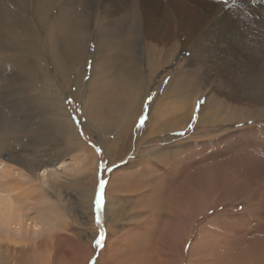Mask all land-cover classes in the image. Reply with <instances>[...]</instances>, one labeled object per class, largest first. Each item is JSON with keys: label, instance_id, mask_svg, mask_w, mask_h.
<instances>
[{"label": "rangeland", "instance_id": "rangeland-1", "mask_svg": "<svg viewBox=\"0 0 264 264\" xmlns=\"http://www.w3.org/2000/svg\"><path fill=\"white\" fill-rule=\"evenodd\" d=\"M198 1L202 21L209 4ZM220 2L230 12L225 35L243 32L231 39V59L255 64L244 74L236 68L230 79L212 52L211 33L205 59L179 39H156L140 26L138 0L124 11L110 0H0V25L7 16L18 30L10 45L0 44V139L26 164L48 163L33 177L22 171L29 180L23 189L40 194L54 222L50 229L29 221L36 229L25 233L8 224L2 202L0 264H264V0ZM67 17L73 29L65 31ZM40 31L42 56L29 39ZM74 44L81 60L71 53ZM128 59L135 68L117 73V60ZM121 81L147 82L124 122L125 105L108 103ZM67 113L81 121L72 140ZM7 154L0 151V171L13 165ZM101 178L105 203L95 212ZM86 190L90 205L81 197ZM18 194L0 191L2 201Z\"/></svg>", "mask_w": 264, "mask_h": 264}, {"label": "bare ground", "instance_id": "bare-ground-1", "mask_svg": "<svg viewBox=\"0 0 264 264\" xmlns=\"http://www.w3.org/2000/svg\"><path fill=\"white\" fill-rule=\"evenodd\" d=\"M41 1V0H40ZM43 1V0H42ZM111 2H113L114 4H116L122 11L125 10L126 4L128 2V0H110ZM133 1V0H132ZM221 0H208V4H209V12H207V14L204 15V20L200 21L199 17L196 19L195 17L199 14L197 13L196 10V2L198 4V0H196L195 2H193V4H191L192 2H187V1H182V0H138V4L137 6H139V11H140V26H142L143 28H145L146 30H148L151 34H153L155 36V38L157 39V37L161 34L164 39L167 42H170L171 40L174 39H179V42L184 46H188L191 45L193 49L196 50V55H199L200 58H206L208 56V52L207 50H209L206 46H207V39H209V37L207 36L208 33H211L213 36L211 37L212 39V43L213 44V54L214 56H216V60L219 61L217 64L219 66H222L223 70L228 72V78L230 79V77L232 75H234V70L236 69L237 71L241 72V73H245L249 71L250 67H254L255 64L254 63H250L247 59H243V61H233L230 57L231 55V39L233 37H240V35H243V32H239L238 35L234 36V33L225 35L226 32H223V27H225L224 25V21L227 20V17L229 16V11H223L224 8L222 7L226 2H220ZM185 2H187V5L185 4ZM202 2L207 3L206 1L202 0ZM263 2V1H262ZM48 3V2H47ZM202 3V5L204 4ZM211 3V4H210ZM44 4V3H43ZM42 4V5H43ZM41 5V7H42ZM47 5H50L49 3ZM45 6V4L43 5L44 8L48 7ZM236 5V4H235ZM260 6L264 8L263 3H260ZM42 7V8H43ZM236 7V6H235ZM43 8V9H44ZM49 8V7H48ZM129 8V7H128ZM136 8V7H135ZM201 8V7H200ZM42 9V10H43ZM138 9V8H137ZM48 11V9H45ZM200 10V9H199ZM202 10V9H201ZM200 10V11H201ZM231 10V9H229ZM233 10V9H232ZM231 10V11H232ZM237 10V9H236ZM6 10L4 9V12ZM40 11V10H39ZM44 11V10H43ZM222 11L221 15L218 16L219 12ZM37 12V11H36ZM68 12V11H66ZM43 15V12H41ZM68 14V13H67ZM142 14V15H141ZM46 15V14H44ZM73 15V14H71ZM200 15V14H199ZM41 16V15H39ZM70 16V14H69ZM38 17V15H37ZM39 18V17H38ZM202 18V17H200ZM41 19H43V17H41ZM207 19H213V22H207V24L204 22ZM6 20L7 16H6ZM4 20V22H2V24L0 25V44L2 41H4L6 44H9V36L11 33L16 32L18 33V30L14 29L12 27V21H7ZM208 20V21H209ZM15 22V21H14ZM45 22V21H44ZM46 23V22H45ZM44 23V24H45ZM66 23V24H65ZM64 23L65 25V31L66 30H72L73 29V20L71 17H67L66 22ZM214 24H216V27L214 26ZM34 26V25H32ZM42 26V25H41ZM50 26V25H49ZM75 26H80L79 24H75ZM74 26V28H76ZM22 27V26H21ZM81 27V26H80ZM27 28V27H26ZM56 28V27H55ZM63 27L61 26V29ZM22 29V28H21ZM30 29V28H29ZM33 29V28H32ZM35 30V28H34ZM55 30V29H54ZM20 31V30H19ZM28 31V29H27ZM33 31V30H31ZM37 31V30H36ZM47 31V30H46ZM63 31V30H62ZM225 31V29H224ZM26 32V31H25ZM34 32V31H33ZM38 32V31H37ZM51 32V31H50ZM64 32V31H63ZM68 32H66V34L63 35V37H69V35H67ZM75 33V32H74ZM26 33H24L25 35ZM28 34V33H27ZM48 34V33H47ZM56 34V33H55ZM59 34V33H58ZM70 34V33H69ZM233 34V35H232ZM236 34V33H235ZM245 34V33H244ZM16 35V34H15ZM30 37L29 39L31 40V42H33V44L38 48L39 51V55L42 56V52H41V43L40 41H38V38H41L43 35V31H40L39 33L36 34H29ZM61 35V34H60ZM72 35V34H71ZM76 35H78V33H76ZM225 35V36H224ZM23 36V35H22ZM47 36V35H46ZM55 36V35H54ZM184 37V41L182 42L181 37ZM224 36V37H223ZM24 37V36H23ZM56 37V36H55ZM179 37V38H178ZM246 37V36H245ZM12 38V37H11ZM21 39V37H20ZM57 39V38H56ZM82 39V38H80ZM69 40H72L71 38ZM18 41V40H17ZM52 41V40H51ZM257 41V40H256ZM27 43H30L27 42ZM53 43V42H52ZM71 43V41H70ZM69 43V45H70ZM80 43V41L78 42ZM68 44V42H67ZM77 44V43H76ZM161 44V43H160ZM167 44V43H166ZM172 44V43H171ZM174 44V43H173ZM172 44V45H173ZM176 44V43H175ZM174 44V45H175ZM81 45V43H80ZM119 45V44H118ZM122 45V44H121ZM158 45V44H157ZM26 46V45H25ZM51 46V44H50ZM72 46V47H71ZM69 48L72 49L71 53L73 54V56L79 60L81 56V54L79 55L78 53V47L74 44L71 45ZM111 46V45H110ZM166 46V45H165ZM28 47V46H27ZM33 47V46H31ZM30 47V48H31ZM83 47V46H82ZM80 47V48H82ZM158 47V46H157ZM29 48V49H30ZM36 48V49H37ZM23 49V48H22ZM35 49V50H36ZM52 49V48H51ZM21 50V49H20ZM111 50V49H110ZM24 51V50H23ZM34 51V50H33ZM53 52V51H52ZM70 52V51H69ZM211 52V51H210ZM38 54V53H37ZM113 53H110V55ZM22 55V54H21ZM38 55V56H39ZM167 56V55H166ZM37 57V56H36ZM35 57V59H36ZM110 57V56H109ZM113 57V56H111ZM164 58V57H163ZM197 58V57H196ZM41 59V58H40ZM106 59V58H105ZM113 59V58H112ZM210 59V58H209ZM260 59H264V56ZM198 60V59H197ZM214 60V59H213ZM245 60V61H244ZM36 64H37V59L35 60ZM34 61V62H35ZM208 61V60H207ZM262 61V60H259ZM40 62V61H38ZM42 62V61H41ZM63 62V61H62ZM103 62H107V61H103ZM114 62H116V60H114ZM234 62L236 63L234 65ZM23 63V62H22ZM43 63V62H42ZM42 63H39L38 65H42ZM68 63V62H67ZM123 63H125L126 65H123ZM157 63V62H156ZM69 64V63H68ZM108 64V63H107ZM128 64H129V68H128ZM136 64V63H135ZM206 64V62L204 63ZM258 64L260 65L261 71L264 74V61L263 62H258ZM21 65V64H20ZM113 65V64H112ZM122 65L124 66V68L122 67ZM108 66V65H106ZM206 66V65H205ZM224 66V67H223ZM130 67H134L135 66H130V62L129 59L125 60L124 62L122 61H118L117 63L114 64V69L117 71L120 70V72L122 71H126L128 69H131ZM208 67V66H207ZM126 68V69H125ZM251 68V69H252ZM113 69V70H114ZM221 69V68H220ZM219 69V70H220ZM129 71V70H128ZM233 71V72H232ZM119 72V73H120ZM232 72V74H231ZM236 72V71H235ZM114 75H116L117 73H115V71L113 72ZM217 73V72H216ZM262 74V75H263ZM218 75V74H217ZM223 75V74H222ZM231 75V76H229ZM248 75V74H247ZM250 75V74H249ZM264 77V76H263ZM126 79V78H125ZM232 80V79H231ZM134 82V81H133ZM133 82L130 83L128 81H121V82H115L114 87L111 89L112 91V95L110 101L108 102L111 104V106H109L110 108H112L113 106H116V108L120 107L121 105H125L124 107H126V109H128L126 111V113L124 114V116H122L121 122H124V120L126 118L129 117V115H131L132 111L136 109V106H138L140 97L144 94H142L143 91H145L147 82H140V86H136L133 85ZM227 82V81H226ZM48 83V82H47ZM230 84V83H229ZM106 86V85H105ZM108 86V85H107ZM131 86V87H130ZM16 87V86H14ZM36 87V86H35ZM112 87V86H111ZM227 87V86H226ZM6 88V87H5ZM10 88V87H9ZM102 88V87H101ZM105 90V87H103ZM109 88V87H107ZM20 90V88H18ZM173 89V88H172ZM7 90V89H6ZM42 90V89H41ZM40 90V91H41ZM98 90V89H97ZM13 91V90H12ZM17 91H15L14 93H16ZM171 93V92H170ZM42 94V93H41ZM44 94V93H43ZM98 94V93H97ZM55 95V94H54ZM108 95V94H107ZM96 96H99L96 95ZM108 99V100H109ZM123 99V100H122ZM125 99V100H124ZM142 100V99H141ZM104 102V101H103ZM105 102L106 99H105ZM104 102V103H105ZM115 103V105H114ZM107 104V103H106ZM109 104V105H110ZM56 106V105H55ZM106 106V105H105ZM108 106V105H107ZM58 107V106H57ZM56 107V108H57ZM122 107V106H121ZM105 108V107H104ZM114 108V107H113ZM112 108V109H113ZM55 109V108H54ZM111 109V110H112ZM113 113V112H112ZM67 123H68V131L70 132L68 134V139H71V137H74V132H75V126H74V121H72L69 117V114L67 113ZM65 116V117H66ZM66 125V124H65ZM67 128V127H66ZM62 129V128H61ZM72 140V139H71ZM5 141H3L2 139H0V151H6L9 152V155L7 154V158L8 160L13 163V165L8 166V164H4L2 167V170L0 172H2V174L0 175V191H2L3 193H7L10 195L11 193H17L20 192V194L16 195V197H12L9 196L7 199L6 197L3 198V201L0 197V206L1 203L3 202L5 204V208L8 210V213L6 214V216H8L10 222L8 224L13 225V223L17 226H19L23 231H25V233H28L30 231H34L33 229L36 228H31L28 227V222L30 221V225L34 224L35 227L39 226V223L41 224H45V227H49L50 229H53L54 227V222L52 221V215L50 213V211L41 208V206L43 205V200H41L40 194L37 193H33L32 190H24L23 188L25 186H27L29 184V180L27 178V174L32 175L31 173H33L34 169H38L39 166L44 165H48V163L43 162L42 165L39 164H26L24 162V159L22 158H17L16 155H14V153L11 151V149L9 150V148H12L11 146H6L4 145ZM80 146V145H79ZM85 148V147H84ZM3 149V150H1ZM9 150V151H8ZM17 150V149H16ZM81 150V149H80ZM25 151V150H24ZM83 151V150H82ZM85 151V150H84ZM23 152V149H22ZM26 153V152H25ZM20 154V153H19ZM26 155V154H25ZM85 155V154H84ZM5 156V157H6ZM24 156V155H23ZM81 158V156H80ZM95 158V157H94ZM117 158V157H116ZM83 159V158H82ZM86 159V158H85ZM93 159V158H92ZM81 162V161H80ZM28 171V173L26 174L27 176H25V173H23L22 171ZM47 170V169H46ZM81 170V169H80ZM33 177V175H32ZM30 179V178H29ZM34 186V185H33ZM36 187V185L34 186ZM124 187V186H123ZM38 190V189H37ZM116 190V189H115ZM115 193V192H114ZM92 193L90 190H86L83 193H81V197L87 201L90 205L91 200H92ZM111 199V198H110ZM43 202V203H42ZM114 202V201H113ZM37 203H39V205H37ZM87 203V204H88ZM92 207V206H91ZM90 208V207H89ZM30 211H33L35 214V217H31L29 213ZM138 214V213H137ZM139 218V217H138ZM137 224V223H136ZM31 229V230H30ZM38 230V229H37ZM112 231V230H111ZM35 234V233H34ZM36 235V234H35ZM14 241V240H13ZM8 244V243H7ZM8 246V245H7ZM12 247V246H11ZM17 247V246H16ZM16 247H13V249L19 253H22L21 249H18ZM40 247V246H39ZM9 248V247H8ZM2 262V261H1Z\"/></svg>", "mask_w": 264, "mask_h": 264}, {"label": "snow or ice", "instance_id": "snow-or-ice-1", "mask_svg": "<svg viewBox=\"0 0 264 264\" xmlns=\"http://www.w3.org/2000/svg\"><path fill=\"white\" fill-rule=\"evenodd\" d=\"M88 68H89V71H90L91 70L90 62L88 64ZM87 79H89V76L87 77ZM148 99H149V102H150L152 97L148 98ZM67 102L69 104H71L73 101L71 99H68ZM200 103H202V102H198V104H197L198 108L200 106ZM70 119L75 122V125H76L77 128L81 127V121L78 120L76 116H71ZM139 124H140V127L144 126V124H145V117L144 116H141ZM191 127H192V125H189L190 129H191ZM79 134L81 136H83V131L81 130ZM180 135H184V133H180ZM93 147L95 148V151H96L97 154L101 153V148L95 147V146H93ZM104 168H105V165L102 163L100 165L101 171H103ZM108 171H113V169H108ZM106 184H107V181L105 179H103V178L99 179V182H98V185H97V190H96L95 212H96L97 208H99L100 212L102 211L103 205L105 203L104 192H105ZM105 239H106L105 230L103 228H101L98 237L95 239V247L99 246L101 248L103 246V243H104ZM96 241H99V244H97ZM93 264H95L94 261H93Z\"/></svg>", "mask_w": 264, "mask_h": 264}]
</instances>
